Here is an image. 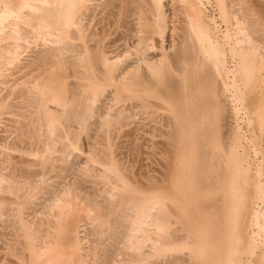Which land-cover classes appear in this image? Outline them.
<instances>
[{
	"label": "bare ground",
	"instance_id": "1",
	"mask_svg": "<svg viewBox=\"0 0 264 264\" xmlns=\"http://www.w3.org/2000/svg\"><path fill=\"white\" fill-rule=\"evenodd\" d=\"M177 263L264 264V0H0V264Z\"/></svg>",
	"mask_w": 264,
	"mask_h": 264
},
{
	"label": "rangeland",
	"instance_id": "2",
	"mask_svg": "<svg viewBox=\"0 0 264 264\" xmlns=\"http://www.w3.org/2000/svg\"><path fill=\"white\" fill-rule=\"evenodd\" d=\"M212 9H213L212 7H207V15L209 14L210 16H212L214 14ZM120 45L121 44L119 43V46ZM135 121L140 122L139 117H136ZM231 121L234 122V120H231ZM239 122L243 123L242 119L239 118ZM134 127H137L136 124H132L131 126L126 128L125 131L121 133L120 135L116 134L117 135V136L115 135L116 138L115 136L113 137L114 152H115L116 158L118 157L117 159H119V161L122 162V165L125 168H128L130 172L136 174L138 178L141 176L140 179H144L145 177L150 178L151 175L158 176L160 172L162 171V170L161 171L159 170L162 169L163 153H161L162 150L161 148H159L160 146H158V149L156 148V146L155 147L152 146V143H151V140H152L151 130L152 129L150 127L134 129ZM130 132L132 134H130ZM94 136L96 135L94 134L91 137L93 138ZM97 138L94 137L91 141L93 142ZM158 139L159 138H156L155 140L158 141ZM91 141L90 139L88 140L85 137L84 144L88 151H89V143ZM136 145H141V146L137 148ZM135 147L137 148V150L135 149ZM262 158L263 156H260L261 160ZM79 159H81V161ZM74 160L75 162H73V165H72L73 167L68 172V180L70 179L73 180L74 178H76V174H77L76 170H78L79 165L82 162V157L75 158ZM78 160L80 163L78 162ZM86 180H87V183L85 184L86 186L89 187L93 185L90 182L89 178ZM177 264H182V263H177Z\"/></svg>",
	"mask_w": 264,
	"mask_h": 264
}]
</instances>
